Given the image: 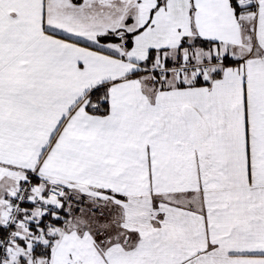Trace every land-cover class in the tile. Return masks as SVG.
I'll use <instances>...</instances> for the list:
<instances>
[{"label":"snow or ice","instance_id":"6c2138e0","mask_svg":"<svg viewBox=\"0 0 264 264\" xmlns=\"http://www.w3.org/2000/svg\"><path fill=\"white\" fill-rule=\"evenodd\" d=\"M0 264H264V0H0Z\"/></svg>","mask_w":264,"mask_h":264}]
</instances>
